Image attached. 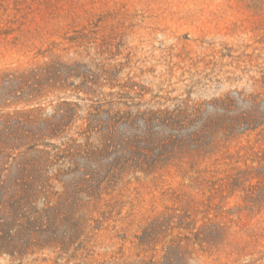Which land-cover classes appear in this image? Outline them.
I'll use <instances>...</instances> for the list:
<instances>
[{
  "label": "rangeland",
  "instance_id": "374dc122",
  "mask_svg": "<svg viewBox=\"0 0 264 264\" xmlns=\"http://www.w3.org/2000/svg\"><path fill=\"white\" fill-rule=\"evenodd\" d=\"M50 59L78 63L98 96L124 89L133 108L226 95L244 108L236 92L264 91V0H0V73ZM5 90L0 135L27 108ZM62 97L74 100L41 101L46 115ZM198 168L102 184L89 204L70 191L50 211L56 242L0 264H264V126L224 137Z\"/></svg>",
  "mask_w": 264,
  "mask_h": 264
},
{
  "label": "trees",
  "instance_id": "16d2710c",
  "mask_svg": "<svg viewBox=\"0 0 264 264\" xmlns=\"http://www.w3.org/2000/svg\"><path fill=\"white\" fill-rule=\"evenodd\" d=\"M4 84L6 100L27 108L6 115L0 135V255L22 257L55 243L49 234L58 217L50 211L70 191H82L89 204L102 184L138 173L150 177L170 167L202 173L200 161L218 155L224 137L264 126V91L236 92L244 108L226 95L181 100L172 109H139L126 102L124 89L96 95L92 74L57 59L1 72ZM57 94L74 100L57 99L46 115L41 101ZM53 183L62 190L51 199Z\"/></svg>",
  "mask_w": 264,
  "mask_h": 264
}]
</instances>
